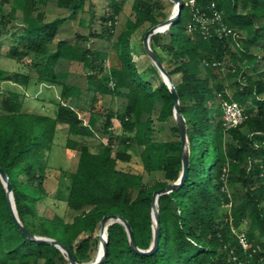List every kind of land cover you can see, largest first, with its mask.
Here are the masks:
<instances>
[{
	"label": "trees",
	"instance_id": "16d2710c",
	"mask_svg": "<svg viewBox=\"0 0 264 264\" xmlns=\"http://www.w3.org/2000/svg\"><path fill=\"white\" fill-rule=\"evenodd\" d=\"M50 1L76 17L87 0H23L20 25H12L16 6L6 8L9 0H0V60L4 43L10 58L21 62L30 57L28 72L0 67V168L12 196L9 200L0 176V264H71L59 246L27 236L13 214L30 233L58 241L81 264L102 244L94 234L107 215L123 217L136 247L146 251L154 240L153 192L179 180L183 149L173 94L156 66V83L142 75L133 59L131 38L143 24L148 23L147 32L166 15H155L147 0H133L134 18L112 40L123 3L106 0L97 17L103 28L94 35L109 46L94 49L56 40L66 17L46 20L38 4ZM180 1L173 21L150 35L148 42L177 94L185 124L187 173L178 187L156 197L159 240L154 251L138 252L123 223L109 218L98 264H233L231 250L242 259L248 257L233 228L244 230L251 248H256L252 262L264 264V0H194L193 6L189 0ZM214 11L231 33L219 34L217 22L210 23L208 35L201 31L194 14L211 17ZM88 13L92 22L95 13L90 8ZM230 60L234 63L228 65ZM64 61L81 62L86 88L118 98L120 109L99 111L93 95L84 123L74 106L82 88L67 81ZM5 81L26 88L41 82L59 85V97L70 103L58 102L54 115L25 110L24 93L17 87L3 92ZM224 100L238 102L247 115L235 127L223 124L218 110ZM114 118L121 125L118 134L109 131ZM171 121L174 137L155 138V124ZM58 123L68 127L67 147L79 153L75 170H61L57 188L62 193L64 187L63 199L75 212L71 220L58 213L37 214L38 203L48 195V157ZM97 124L108 138L92 152L88 138ZM134 147L141 150V169L161 171L162 180L144 184L141 171L132 164Z\"/></svg>",
	"mask_w": 264,
	"mask_h": 264
},
{
	"label": "rangeland",
	"instance_id": "374dc122",
	"mask_svg": "<svg viewBox=\"0 0 264 264\" xmlns=\"http://www.w3.org/2000/svg\"><path fill=\"white\" fill-rule=\"evenodd\" d=\"M122 1L123 8L118 15L115 35L112 40H116L118 34L125 27V23L128 19L134 18V12L132 9L133 0H118ZM152 3L154 6V14L157 15L160 11L165 13L166 19L174 15L176 10V1L174 0H147ZM21 2L23 0H9L5 4L6 8L14 5L16 6V21H13L12 25H20L22 23V7ZM89 2L91 5L89 6ZM106 0H87L86 5L83 10H81L76 17H69V10L60 8L55 5L53 1L47 3V5L38 4V8L44 11L45 19L50 21L55 17H66L64 22L60 24V30L56 34L57 39L66 40L70 44H76L81 47H89L94 49H107L109 42L102 38L95 36L94 34L100 33L103 25L100 23L97 18L99 15L103 14L106 8ZM91 9L95 13V18L92 22H89V13L88 9ZM164 21V20H163ZM148 26V23L142 25L131 38L132 42V51L133 59L137 63V67L145 77H148L152 80L153 83L157 82L153 74L154 63L152 59L147 55L144 48V38H145V28ZM8 46L7 43H4L1 47V60L0 67L8 71H30L28 68V62L30 57L25 58L23 61H16L5 54ZM233 61H228V65L233 64ZM171 67V65H167ZM61 68L67 73V81L73 83L82 88L75 108L79 112L84 123L87 122L90 112L91 97L94 95L97 102V109L103 112L106 108H112L114 110L120 109V102L116 97H112L109 94H102L100 92L92 91L87 89L86 81V71L83 68L81 62L78 61H69L63 62ZM224 71V70H223ZM222 71V73H223ZM204 74V72H202ZM179 79V74L174 76V80ZM17 87L24 93V109L28 111H34L37 113H44L49 115H54L55 109L58 102L70 103V99H62L59 97L60 86L52 85L45 82H41L37 85H32L29 88L17 85L11 81L2 82V91L6 92L7 89H13ZM87 87V88H86ZM217 105V101L213 102ZM221 112L220 110H218ZM222 116V112L220 113ZM155 115V114H154ZM102 121V120H101ZM174 122L171 121L165 126L160 124H155V138L157 139H169L173 138L174 134L170 131V126ZM160 126V130L157 127ZM58 134L52 145V148L49 152L48 157V167L47 174L45 179V187L47 190V197L41 200L37 205V214L38 216H51L53 213H58L63 216L66 220H71L75 215V212L72 211L65 200L63 199L64 194L66 193L63 187L62 193H58L57 188L59 180L61 179V170L73 171L75 170L77 160H78V150L77 148H68L66 145L67 138L70 136L68 134V127L66 124L58 123ZM99 124L95 127V134L88 138L89 149L92 152H96L101 145V142L106 141L108 138V133H102L99 129ZM109 131L113 134H118L121 132V125L118 119L114 118L112 120V126L109 128ZM140 148H133V167H136L141 171L143 175V181L146 186H151L157 180L163 179V173L161 171H155L153 173H147L141 169L140 160ZM65 183L67 180H64ZM229 191L232 192V188H229ZM35 220H37L35 218ZM98 235L99 238L105 240V235L99 229L94 234ZM92 236V240L94 238ZM98 244L97 249H93L89 257L83 259L82 264H88L91 259L97 258L100 253V246ZM94 246V245H93Z\"/></svg>",
	"mask_w": 264,
	"mask_h": 264
},
{
	"label": "water",
	"instance_id": "95a60500",
	"mask_svg": "<svg viewBox=\"0 0 264 264\" xmlns=\"http://www.w3.org/2000/svg\"><path fill=\"white\" fill-rule=\"evenodd\" d=\"M174 1H176V10H175L174 15L172 17H170V18L165 19L164 21L158 23L157 25H155V26H153V27H151V28H149L147 30V32L145 34V38H144V48H145V51H146L147 55L152 59L154 65L159 70L164 82L167 84L169 90L172 92L173 97H174V100H173L174 118H175V121H176V126H177V128L179 130V133H180V138H181V141H182V149H183V152H182V173H181V176H180L178 181H176L174 183H171L170 185H168V186H166L164 188H161L159 190H155L153 192L152 219H153V228H154V240H153L152 246L148 250L142 251V250H140V249H138L136 247V244H135V241H134V238H133V234H132V230H131L129 224L127 223V221L121 216H118V215H107V216H104L102 218V220H101V229H100L101 232L104 231L105 222L109 218H113V219L119 220L120 222L123 223V225L125 226V228L127 230L131 245L138 252L146 253V254L151 253L152 251H154V249H155V247H156V245L158 243V240H159V219H158V211H157V208H156V197L158 196V194H160L162 192H165L167 190L174 189V188L178 187L182 183V181L184 180V178L186 176V173H187V168H188V153H187V149H186L185 124H184V120L182 118V115H181V113L179 111L177 94H176V92L174 90L173 81H172L171 77L169 76V74L167 73V71L164 68V66L162 65V63L156 57L155 53L151 49V47L149 45V42H148L150 35H152L153 33H156V32H162L164 29H166L168 27V25L175 18L176 14H177V10L179 8V5H180L181 1L180 0H174ZM0 176L4 180L5 188H6L8 196H9V200H12L11 188H10V185H9L8 177H7L6 173L3 171L2 168H0ZM13 215L15 217L16 223L18 224V226L22 229V231L27 236H29L31 238H34L36 240L46 241V242H49V243H52V244H55V245L59 246L67 254V257H68V259H69L71 264H81V263L76 262L74 260V258L72 257V255L67 251V249L63 245H61L58 241H56L54 239H51V238H47V237H39V236L33 235L32 233H30L18 221V219L16 218L15 214H13ZM101 241H102V244H101V247H100V253H99V255L97 256V258L94 260V262L92 264H98L100 262V260L102 259L103 255H104L105 240L101 239Z\"/></svg>",
	"mask_w": 264,
	"mask_h": 264
},
{
	"label": "built area",
	"instance_id": "2783aa9c",
	"mask_svg": "<svg viewBox=\"0 0 264 264\" xmlns=\"http://www.w3.org/2000/svg\"><path fill=\"white\" fill-rule=\"evenodd\" d=\"M189 3L193 6L194 0H189ZM194 17L199 24L201 31L208 35L210 33V23L217 22L218 26L216 27V31L219 34L227 35L232 32V29L225 25L222 22L221 14L217 11L213 12L211 17L205 16L204 14L195 13ZM216 64V63H213ZM221 112H222V120L223 124L226 128L235 127L241 122L245 120L247 115L244 113L243 108L238 104V102L234 100H224L221 104ZM230 206V204H228ZM233 232L236 235L239 246L242 248L244 253L248 252V257L242 259L233 253L229 259L233 264H258V262L253 263L251 260L253 252H255L256 248H251V244L248 240V236L244 230H236L233 228Z\"/></svg>",
	"mask_w": 264,
	"mask_h": 264
}]
</instances>
